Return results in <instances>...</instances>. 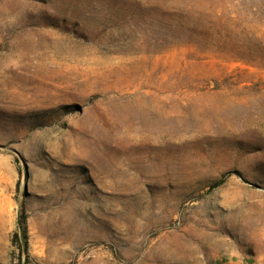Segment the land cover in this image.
<instances>
[{"label":"rangeland","instance_id":"rangeland-1","mask_svg":"<svg viewBox=\"0 0 264 264\" xmlns=\"http://www.w3.org/2000/svg\"><path fill=\"white\" fill-rule=\"evenodd\" d=\"M0 264H264V0H0Z\"/></svg>","mask_w":264,"mask_h":264},{"label":"bare ground","instance_id":"bare-ground-1","mask_svg":"<svg viewBox=\"0 0 264 264\" xmlns=\"http://www.w3.org/2000/svg\"><path fill=\"white\" fill-rule=\"evenodd\" d=\"M142 100V99H141ZM143 102V101H142ZM132 106V105H131ZM148 106V105H147ZM135 107V106H134ZM141 107V106H140ZM139 110V109H138ZM141 110V109H140ZM143 112V111H142ZM141 112V113H142ZM153 113V112H152ZM162 113V112H161ZM148 114H149V112H148ZM139 115H140V113H139ZM156 116V115H155ZM130 119V118H129ZM144 119V118H143ZM159 119V118H158ZM160 119H162V118H160ZM159 119V120H160ZM169 119V118H168ZM156 120V119H155ZM154 120V121H155ZM141 121V120H140ZM161 121V120H160ZM163 121V120H162ZM126 122V121H125ZM148 123V122H147ZM156 123V121L153 123V124H155ZM179 123V122H178ZM138 124V123H137ZM143 124V123H142ZM161 124V123H160ZM170 124V123H169ZM132 125V124H131ZM141 125V124H140ZM157 125V124H156ZM183 125V124H182ZM155 126V125H154ZM139 128V127H138ZM132 129V128H131ZM167 129V128H166ZM189 129V128H188ZM187 129V130H188ZM136 131V130H135ZM172 131V130H171ZM129 134H130V132H129ZM153 138V137H152ZM151 138V139H152ZM107 158V157H106ZM113 161V160H112ZM112 161H107L106 159H105V157H103V156H101V155H99V154H95V155H92V157H90L89 159H88V165H89V167H90V169H92V170H96V171H98L99 173H104V174H106L107 172H110V170H111V166L114 164ZM116 172V171H115ZM114 174V173H113ZM113 176V175H112Z\"/></svg>","mask_w":264,"mask_h":264},{"label":"trees","instance_id":"trees-1","mask_svg":"<svg viewBox=\"0 0 264 264\" xmlns=\"http://www.w3.org/2000/svg\"><path fill=\"white\" fill-rule=\"evenodd\" d=\"M18 224H19V226L21 228V232H22L23 246H24V248H26L25 216L23 213H21L19 216Z\"/></svg>","mask_w":264,"mask_h":264}]
</instances>
